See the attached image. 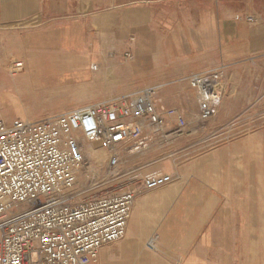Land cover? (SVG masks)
<instances>
[{"label":"crops","instance_id":"obj_1","mask_svg":"<svg viewBox=\"0 0 264 264\" xmlns=\"http://www.w3.org/2000/svg\"><path fill=\"white\" fill-rule=\"evenodd\" d=\"M3 30L24 38L26 70L0 81V97L15 101L18 82L28 89L85 82L90 67L113 54L209 58L218 68L264 56V0H0ZM159 69L151 62L137 70ZM179 115L163 118L165 133ZM178 165L167 174L172 185L133 189L125 237L93 264H264V170H255L264 160L235 155L233 144Z\"/></svg>","mask_w":264,"mask_h":264},{"label":"built area","instance_id":"obj_2","mask_svg":"<svg viewBox=\"0 0 264 264\" xmlns=\"http://www.w3.org/2000/svg\"><path fill=\"white\" fill-rule=\"evenodd\" d=\"M248 21L256 22L252 17ZM189 84L198 93L201 119L215 117L224 98L222 74H196ZM156 91L40 121H0V264H93L103 247L125 237L135 190L75 205L72 189L80 171L91 164L87 147L99 143L109 151L113 168L120 164L119 147L138 141L139 151L154 137H165ZM186 127L179 115L176 135H184ZM174 182L171 175L150 176L142 187L152 193Z\"/></svg>","mask_w":264,"mask_h":264},{"label":"rangeland","instance_id":"obj_3","mask_svg":"<svg viewBox=\"0 0 264 264\" xmlns=\"http://www.w3.org/2000/svg\"><path fill=\"white\" fill-rule=\"evenodd\" d=\"M9 31L11 33L8 30L0 32V81L18 76L11 74L16 62H23L25 66L21 54L24 38L13 34L14 30ZM211 60L136 56L133 52L122 56L113 54L105 65H92V78L85 82L33 89L18 82L22 91L17 100L0 97V117L19 115L18 119L23 120L24 114L40 121L101 101L116 103L123 97L133 98L147 89L157 90L154 102L159 112L164 113L163 118L170 116L166 114L168 111L183 113L187 122L184 135L177 136L175 124H170L165 128L164 138L154 137L139 151L136 150L138 141H132L125 148L119 147L115 151L120 156L117 167H109L110 152L100 144L95 147L96 151L87 147L91 164L80 171L79 180L72 189L71 202L75 205L135 188L139 190L147 177L172 173L175 176L181 168L179 162L189 163L191 159L233 144L235 155L264 160V56L226 68H218ZM151 62L160 69L137 70ZM95 66L97 70L93 69ZM211 71L222 74L224 98L218 114L202 120L200 99L190 87L189 79ZM255 170L259 175L264 168L257 166Z\"/></svg>","mask_w":264,"mask_h":264},{"label":"bare ground","instance_id":"obj_4","mask_svg":"<svg viewBox=\"0 0 264 264\" xmlns=\"http://www.w3.org/2000/svg\"><path fill=\"white\" fill-rule=\"evenodd\" d=\"M16 63H18V62H16ZM15 63V64H16ZM22 67H18L17 65H15L14 67H11V70H12V75H14V74H21L23 71H24V64L22 63ZM96 146H99V143H95L94 145H93V147H92V151H96ZM101 159V158H100Z\"/></svg>","mask_w":264,"mask_h":264}]
</instances>
